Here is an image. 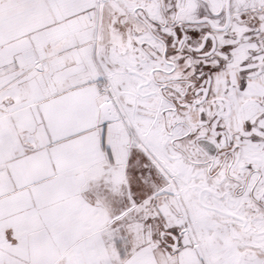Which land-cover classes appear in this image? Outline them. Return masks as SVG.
Returning <instances> with one entry per match:
<instances>
[{
  "label": "snow or ice",
  "instance_id": "snow-or-ice-1",
  "mask_svg": "<svg viewBox=\"0 0 264 264\" xmlns=\"http://www.w3.org/2000/svg\"><path fill=\"white\" fill-rule=\"evenodd\" d=\"M0 264H264V0H0Z\"/></svg>",
  "mask_w": 264,
  "mask_h": 264
}]
</instances>
